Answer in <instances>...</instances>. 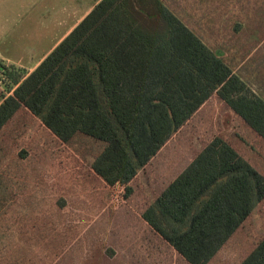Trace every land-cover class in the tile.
Here are the masks:
<instances>
[{
    "label": "rangeland",
    "instance_id": "obj_1",
    "mask_svg": "<svg viewBox=\"0 0 264 264\" xmlns=\"http://www.w3.org/2000/svg\"><path fill=\"white\" fill-rule=\"evenodd\" d=\"M128 1L0 128V264H264V137ZM160 1L264 99V0ZM55 11L0 0V49L38 59Z\"/></svg>",
    "mask_w": 264,
    "mask_h": 264
},
{
    "label": "trees",
    "instance_id": "obj_2",
    "mask_svg": "<svg viewBox=\"0 0 264 264\" xmlns=\"http://www.w3.org/2000/svg\"><path fill=\"white\" fill-rule=\"evenodd\" d=\"M121 0H98L92 9L24 76L16 77L11 93L0 101V128L17 109L51 76L76 48L114 10ZM151 29L152 35L165 44L182 62L189 66L210 86L217 89L231 109L249 126L264 137V99L252 91L244 80L221 58L219 51L211 50L160 0H129ZM123 42L120 49L125 51ZM4 70L7 68L0 64ZM166 84L164 90L170 91ZM72 107L73 98L66 99ZM223 142L216 136L211 144L218 148ZM120 149L113 141L111 150ZM164 199H170L164 193ZM213 221L218 219L213 215ZM159 222V220H158Z\"/></svg>",
    "mask_w": 264,
    "mask_h": 264
},
{
    "label": "crops",
    "instance_id": "obj_3",
    "mask_svg": "<svg viewBox=\"0 0 264 264\" xmlns=\"http://www.w3.org/2000/svg\"><path fill=\"white\" fill-rule=\"evenodd\" d=\"M97 2L98 0H30L31 6L57 9L54 15L58 17L55 23L60 28L59 34L48 49L34 61H24L21 57L12 59L5 49H0V61L5 65L13 64L22 67L27 71L26 74L32 71L40 60L73 29Z\"/></svg>",
    "mask_w": 264,
    "mask_h": 264
}]
</instances>
